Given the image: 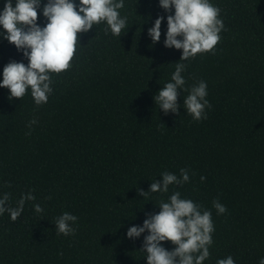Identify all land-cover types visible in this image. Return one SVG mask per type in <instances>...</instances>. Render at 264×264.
<instances>
[{
	"label": "trees",
	"instance_id": "obj_1",
	"mask_svg": "<svg viewBox=\"0 0 264 264\" xmlns=\"http://www.w3.org/2000/svg\"><path fill=\"white\" fill-rule=\"evenodd\" d=\"M6 2L0 0V14ZM47 2L37 10L41 28ZM209 2L221 10L225 28L213 52L182 61L179 115H165L154 101L183 54L165 47L170 13L160 0H124L118 11L127 26L120 37L110 29L105 34L106 22L80 33L71 67L49 73L46 104L37 106L31 89L10 101V90L0 87V198L9 193L14 208L23 194L36 198L14 222L8 212L0 215V264H147L141 249L150 233L133 240L127 231L158 214L161 200L176 191L212 213L204 264L264 258V0ZM160 16L161 38L153 44L148 30ZM0 33L6 34L2 25ZM13 60L30 63L0 36V83ZM201 80L211 108L207 119L195 121L184 97ZM181 169L189 170L190 182L138 195L161 173L179 177ZM216 198L225 214L213 207ZM35 204L44 211L37 213ZM65 212L78 217L74 236L57 234L56 218Z\"/></svg>",
	"mask_w": 264,
	"mask_h": 264
},
{
	"label": "clouds",
	"instance_id": "obj_2",
	"mask_svg": "<svg viewBox=\"0 0 264 264\" xmlns=\"http://www.w3.org/2000/svg\"><path fill=\"white\" fill-rule=\"evenodd\" d=\"M41 3L42 0H17L13 7L12 0H7L4 11L0 14V25L6 30V34L0 33V36L15 45L30 61L28 66L23 62L10 61L4 67L0 87L10 90V101L14 98L21 99L31 89L37 106L46 104L53 91V81L49 73L59 74L71 67L70 62L76 53L80 33H87L94 25L106 22L108 27L105 28V34L110 29L114 36L120 37L127 26V17H121L118 11L124 8V0H80L79 6L74 0H48L43 6V16L47 20L43 28L37 23V10ZM160 6L170 13L167 18L165 47L183 50V54L180 62L176 63L172 82L163 86L154 101L165 115H179L181 106L177 102L178 90H184L186 81L182 73L187 67L182 61H188L200 53L213 52L221 40L220 33L225 26L219 18L221 10L209 0H160ZM173 6L174 16L171 15ZM163 21L164 17L160 16L154 27L148 30L153 44L160 41ZM178 37H182V40ZM188 91L183 104L187 114L195 121L207 119L205 109L211 108L206 99L207 83L201 80ZM36 123V119L29 122L28 135L31 134L32 125ZM161 178L151 183L148 192L138 188V195L146 198L149 193H168L170 185L183 186L190 182L188 169H181L179 177L165 171L161 173ZM200 179L203 182L206 177L201 176ZM35 199L31 192L23 194L18 201V207L14 208L9 206L10 194L5 193L0 198V215L8 212L14 222L22 214L25 202ZM158 207L161 211L158 214H149L143 226H133L127 231V237L133 240L145 232L150 233L145 236L141 249L146 254L147 264H204L210 255L209 246L213 243L214 224L211 211L203 209L192 200L181 198L179 191L172 194L168 202L161 200ZM213 207L219 215L227 212L219 198L213 200ZM34 208L37 213L44 211L39 204H35ZM77 220V216L68 212L57 217V234L74 236L76 229L72 225ZM165 241H171L177 247L168 251L162 246ZM217 264L235 262L228 256L218 260ZM259 264H264V258H261Z\"/></svg>",
	"mask_w": 264,
	"mask_h": 264
}]
</instances>
